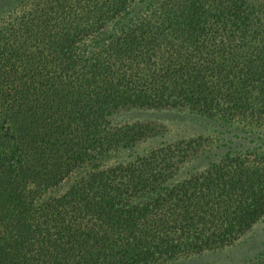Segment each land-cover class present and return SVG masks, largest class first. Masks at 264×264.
Wrapping results in <instances>:
<instances>
[{
  "label": "trees",
  "instance_id": "1",
  "mask_svg": "<svg viewBox=\"0 0 264 264\" xmlns=\"http://www.w3.org/2000/svg\"><path fill=\"white\" fill-rule=\"evenodd\" d=\"M135 1L0 9V264H164L231 246L264 216V0H161L84 49ZM127 108L222 132L103 166L156 134L109 124ZM205 153L218 157L168 186Z\"/></svg>",
  "mask_w": 264,
  "mask_h": 264
},
{
  "label": "rangeland",
  "instance_id": "2",
  "mask_svg": "<svg viewBox=\"0 0 264 264\" xmlns=\"http://www.w3.org/2000/svg\"><path fill=\"white\" fill-rule=\"evenodd\" d=\"M19 0H0V9L6 13ZM161 0H138L127 7L124 14L112 22L95 39L84 45L87 50L90 47L104 43L114 35L121 27H128L136 19L140 18L149 8ZM111 126H132L152 127L155 131L150 137L138 143L132 148L118 149L110 153L109 158L103 166H114L133 159L136 155H143L150 149L159 147L160 144L168 145L177 141H186L198 137L214 141L218 138L222 129L211 120L200 117L187 110L178 109H138L127 108L116 111L108 117ZM230 137V136H227ZM207 157H198L187 160L181 165L175 176L169 181L168 186L185 179L194 172H198L208 166L214 159L210 154H203ZM220 157V156H219ZM45 222V221H44ZM30 223H35L34 221ZM46 226L48 223H46ZM33 225V224H32ZM28 226L27 222L24 227ZM28 228L21 230L26 235ZM264 254V216L250 227V229L239 238L234 244L212 252H206L198 256L181 257L164 264H250L256 261L257 257Z\"/></svg>",
  "mask_w": 264,
  "mask_h": 264
}]
</instances>
